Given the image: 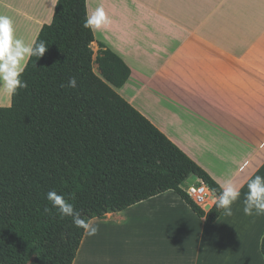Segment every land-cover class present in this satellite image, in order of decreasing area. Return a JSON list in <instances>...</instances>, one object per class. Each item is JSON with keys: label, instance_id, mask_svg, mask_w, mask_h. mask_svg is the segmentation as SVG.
<instances>
[{"label": "crops", "instance_id": "crops-1", "mask_svg": "<svg viewBox=\"0 0 264 264\" xmlns=\"http://www.w3.org/2000/svg\"><path fill=\"white\" fill-rule=\"evenodd\" d=\"M57 0H0L14 34L35 42ZM93 60L100 49L130 69L118 94L222 186L241 188L232 216L198 217L173 191L93 219L72 264H264V214L243 212L264 177V0H86ZM11 95L0 90V107ZM195 177H190L188 181ZM192 181V182H193ZM214 205L208 191V211ZM117 228L122 237L106 228ZM103 230L109 236H97ZM245 230V231H244Z\"/></svg>", "mask_w": 264, "mask_h": 264}, {"label": "trees", "instance_id": "trees-1", "mask_svg": "<svg viewBox=\"0 0 264 264\" xmlns=\"http://www.w3.org/2000/svg\"><path fill=\"white\" fill-rule=\"evenodd\" d=\"M86 18V0H57L35 40L46 42V53L27 60V87L0 107V264L73 263L85 230L51 206L50 190L82 219H104L168 191L208 223L223 212L215 203L205 211L181 189L195 177L212 195L222 191L118 94L131 71L108 49L93 60Z\"/></svg>", "mask_w": 264, "mask_h": 264}, {"label": "clouds", "instance_id": "clouds-1", "mask_svg": "<svg viewBox=\"0 0 264 264\" xmlns=\"http://www.w3.org/2000/svg\"><path fill=\"white\" fill-rule=\"evenodd\" d=\"M105 22L102 9H98L93 16L86 18V28H100ZM48 47L45 41L26 43L14 34L13 23L9 17L0 16V90L8 95L17 94L18 90L27 87V82L22 79L26 62L31 57L42 58ZM63 86V85H62ZM75 77L69 79L67 87L76 88ZM241 188L230 180L222 186L218 196L213 195L217 210H223L226 216H232V206L241 197ZM51 206L60 216L71 218L77 228H83L88 235H95L98 227L90 219H82L81 213L74 207L63 194L50 190L46 194ZM243 212L246 216H259L264 214V177L256 175L247 183V192L243 198ZM47 212L48 209L45 208Z\"/></svg>", "mask_w": 264, "mask_h": 264}, {"label": "built area", "instance_id": "built-area-1", "mask_svg": "<svg viewBox=\"0 0 264 264\" xmlns=\"http://www.w3.org/2000/svg\"><path fill=\"white\" fill-rule=\"evenodd\" d=\"M190 183L191 184H189L187 187H183V184L181 189L195 204L199 206H206L209 191L207 187L199 179Z\"/></svg>", "mask_w": 264, "mask_h": 264}, {"label": "rangeland", "instance_id": "rangeland-1", "mask_svg": "<svg viewBox=\"0 0 264 264\" xmlns=\"http://www.w3.org/2000/svg\"><path fill=\"white\" fill-rule=\"evenodd\" d=\"M93 69H94V71L96 72V73H98V70H97V66H96V64H94L93 63ZM193 181V179H191V181L189 180V181H187L184 185H183V187H187L189 184H191L190 182H192ZM207 204V203H206ZM201 207V206H200ZM202 208V207H201ZM203 209V208H202ZM106 230L110 233V235L111 236H114V237H122V236H124V234L122 233V232H120L119 231V229H117V228H112V227H109V228H106ZM104 233V231L103 230H101V231H99V235H97V236H109V235H106V234H103Z\"/></svg>", "mask_w": 264, "mask_h": 264}, {"label": "bare ground", "instance_id": "bare-ground-1", "mask_svg": "<svg viewBox=\"0 0 264 264\" xmlns=\"http://www.w3.org/2000/svg\"><path fill=\"white\" fill-rule=\"evenodd\" d=\"M202 206H204V205H202ZM245 231V230H244Z\"/></svg>", "mask_w": 264, "mask_h": 264}]
</instances>
